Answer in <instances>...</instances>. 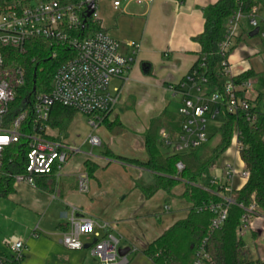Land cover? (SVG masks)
<instances>
[{
  "label": "crops",
  "instance_id": "0c3cea01",
  "mask_svg": "<svg viewBox=\"0 0 264 264\" xmlns=\"http://www.w3.org/2000/svg\"><path fill=\"white\" fill-rule=\"evenodd\" d=\"M21 1L33 4L32 0ZM107 1L113 22L104 24L98 17L103 31L121 43V52L125 56L130 52L127 43L135 42L140 46L126 80L113 79L109 85L110 92H116L118 98L107 122L118 121L122 131L113 134L105 126L101 129L100 125L90 130L88 123L82 122V126L76 128L74 119L77 114L64 134L51 127L53 136H61L70 148L78 149L69 157L61 175L57 179L51 178L53 187L41 191L25 184L13 185L12 192L0 198V230L12 226L16 232L13 235L24 244L18 264H101L90 254L94 242L91 235L81 238L83 247L78 251L66 250L61 245V235L68 230V218L73 209L98 226L106 225L107 228L100 233L118 239L119 249L127 251L128 264H153L142 251L174 223L184 219L190 208V204L181 198L183 190L176 194L181 185L172 190L168 201L161 191L145 199L135 184L149 185L153 175L141 168L114 161L106 153L144 163L148 159L144 133L150 122L162 114L179 120V99L169 87L180 83L198 60L200 47L194 38L203 31L202 10L218 0H153L148 5H137L132 0ZM115 1L120 3L117 8L113 7ZM252 31L246 22L241 23L238 37L227 57L228 77L233 79L251 73L252 89L246 96L250 101L262 96L261 109L258 111L256 108L258 113H262L264 38L258 35L250 37ZM162 131L167 132V127H160L159 138ZM78 132L83 135V140L79 141ZM91 135L99 139L97 147L103 151L80 153L81 146L89 145L87 139ZM220 160L221 174L218 177L222 175L224 163L244 168L239 154L231 147ZM86 161L95 166L90 177L83 167ZM81 174L88 177L86 193H81L78 188V176ZM242 187L241 182L234 180L233 189ZM159 198L165 200L163 206L159 204ZM170 198L174 202L172 208L166 204L171 202ZM166 205L169 210L162 214L161 209ZM250 221L252 227L242 236V240L249 238L250 247L244 243V251L253 260L264 261V212L258 209ZM3 238L5 236L0 237V252L13 261V252L2 244Z\"/></svg>",
  "mask_w": 264,
  "mask_h": 264
},
{
  "label": "built area",
  "instance_id": "2783aa9c",
  "mask_svg": "<svg viewBox=\"0 0 264 264\" xmlns=\"http://www.w3.org/2000/svg\"><path fill=\"white\" fill-rule=\"evenodd\" d=\"M99 0H77L75 3H61L59 0H41L36 3H26L21 0L0 10V179L9 178L13 185L25 184L35 187L36 177H52L57 179L69 157L78 152L70 148L61 136H53L49 125L53 105L72 109L86 116L88 125L94 130L114 110L117 104V94L110 92L109 85L113 79L126 80V75L135 56L139 44L127 43L129 55L121 52V43L111 38L103 31L96 13V3ZM137 5H148L153 0H132ZM251 1L247 6L246 2ZM237 10L227 23L226 35L219 44V55L223 58L222 73L225 82L222 86L224 100L219 93L207 87V79L193 70L180 83L172 85L169 90L178 97L179 129L173 135L162 131L160 138L164 148L172 149L174 154L193 152L208 142L207 125L221 115L224 108L229 114L243 113L250 125H255L258 115L253 112L246 94L251 91L249 80L235 83L228 77L227 55L232 49L240 32L241 23L246 22L251 29H258L257 35L264 38V0H235ZM94 3V11L88 17L99 29L84 38L73 35L86 23L87 7ZM120 5L113 2V7ZM85 20V23L83 21ZM44 39L60 47L75 51V57L63 62L55 71L49 93L34 95L31 100H23L24 109L10 116L11 107L18 99V91L24 86V71L13 66L5 53L13 51L22 56L26 54L27 44L33 39ZM239 133L234 130L230 147L239 154ZM24 144L20 172L4 167V157L7 165H12L11 148L19 143ZM87 143L93 148L100 145L95 136H89ZM229 147V148H230ZM176 171L183 170L181 163L176 164ZM14 169V168H13ZM204 175L201 176L203 178ZM249 174L245 168L238 169L230 163L222 166L221 177L210 179L205 185L216 189L215 194L220 202L209 203L198 208L212 213L209 231L220 228L226 220L228 208L234 204L233 182L237 180L243 185ZM202 188L207 187L201 185ZM78 188L81 193L88 190L86 174L78 176ZM240 190V189H239ZM242 208V205H239ZM166 211L169 208L164 207ZM254 197L244 209L237 235L242 237L250 230L251 215L258 212ZM73 209L68 218V230L61 235V245L69 251L82 249L83 236L91 235L94 243L90 254L101 264H128L125 256H119V241L110 234L102 235L101 230L106 225L98 226L94 221L78 215ZM33 236L37 234L33 233ZM2 244L13 252L12 260L19 262L22 258L24 244L18 237L12 236L3 240ZM0 264H5L0 258ZM193 264H211L210 258L202 247L196 253Z\"/></svg>",
  "mask_w": 264,
  "mask_h": 264
},
{
  "label": "trees",
  "instance_id": "16d2710c",
  "mask_svg": "<svg viewBox=\"0 0 264 264\" xmlns=\"http://www.w3.org/2000/svg\"><path fill=\"white\" fill-rule=\"evenodd\" d=\"M14 1L17 0H0V10ZM59 1L69 4L77 0ZM251 3V1L246 2L247 6ZM237 8L235 0H218L214 5L205 7L202 10L203 31L194 38L200 47V53L190 72L196 70L202 74L207 79V87L211 91L218 92L221 101L224 100L222 86L225 78L222 73L223 58L219 55L218 46L224 40L228 20ZM98 29L99 27L92 23L91 18H87L84 28H80L73 35L81 39ZM5 55L13 66L20 67L24 71L25 83L18 91V99L11 107L10 116L12 117L17 111L25 108L23 100L28 101L34 95L49 93L56 69L66 60L75 57L76 53L53 42L36 38L27 44L25 55L19 56L13 51H7ZM250 76L251 73H244L233 78V81L240 83L249 80ZM261 102V95L251 101L254 106L253 112H256L255 109ZM256 113L258 120L255 125H250L243 113L229 114L222 108L219 117L222 119V124L216 130L218 141L213 148L208 149L203 145L190 153L170 155H164L161 152L163 145L158 131L160 127L165 126L167 127L166 133L173 135L179 129V120L176 121L171 116L167 118L165 114H162L150 122L149 128L144 133V148L148 157L146 162L140 163L106 153L114 161L141 168L153 175L151 184H135V188L145 199L161 191L166 194V201H168L174 188L179 185L184 187L181 198L190 204L186 217L174 223L142 251L153 264H193L200 247L210 258L211 264H264V261L253 260L247 255L244 251V242L237 235L241 217L245 214L244 209L248 207L251 196L254 197L256 206L264 212V112ZM75 114L77 112L72 109L53 105L49 125L64 134ZM103 125L113 134L122 131V126L118 121L107 122V117L103 120ZM234 130L239 133V157L249 177L240 190L233 192L234 204L229 206L223 225L210 232L209 226L213 215L207 210L198 211V208L209 203L220 202L221 198L215 194L216 189L205 184L207 189H204L198 182L206 169L214 167L230 147ZM10 152L13 158L12 167L9 169L10 166L7 165V158L10 154L4 157V167L20 172L21 168L17 166L22 164L24 144L21 142L13 146ZM177 163L183 166L180 173L176 171ZM83 167L88 177L95 170V166L88 161L83 164ZM51 178L36 177L35 187L41 191L50 190L54 185V178ZM12 186L11 179L1 178L0 198L9 195L12 192ZM239 205H242V208ZM0 258L5 264H18L2 256V252H0Z\"/></svg>",
  "mask_w": 264,
  "mask_h": 264
},
{
  "label": "rangeland",
  "instance_id": "374dc122",
  "mask_svg": "<svg viewBox=\"0 0 264 264\" xmlns=\"http://www.w3.org/2000/svg\"><path fill=\"white\" fill-rule=\"evenodd\" d=\"M31 2L34 3L35 1L32 0ZM107 4H108L107 0H100V1H97L96 6H95L97 15H98L99 18L103 19L104 24L106 22H109V24L113 22V18L111 17L112 16L111 15L112 12H111V10L107 9ZM259 106L260 105L257 106L258 111L261 109V107H259ZM87 119L88 118L86 116H83V115L77 113V115H76V117L74 119V125L76 126V128H78V126H79V128L82 126L81 122L83 124L87 125ZM221 124H222V119L221 118H217L214 122L208 123V125H207V135H208L209 140L205 144L206 148L211 149V148H213L216 145V143L218 141V138H217V135H216V130ZM103 126L104 125L101 124L99 127H101V129H103ZM88 128L90 130H92V128L90 126H88ZM79 132L77 133V136H79V141H80V140H83V135L81 133H79ZM114 146L116 147V145H113V147ZM90 151L94 154V153H98V152L103 151V150L101 148H98V147L91 149L90 146L87 145V144H85V145L80 147V153H82V154H86V153L88 154ZM161 152L164 155H170V154H172V149H166L164 147H161ZM220 162H221V160L219 159L214 167L206 169V171L203 173L204 177L201 178L199 180V182H198L199 185L206 184L210 179L216 178V177H218L221 174ZM183 188H184L183 185H181V187H179L176 190V192H177L176 194L180 193V192H178L179 190H181V192H182ZM157 200H159V204L161 206H163L165 204V200H163V198H159ZM172 200L173 199L170 198L171 202L166 203L171 208H172V204H174V202ZM161 213L162 214L166 213V210L163 207L161 209ZM0 234H1L0 237L5 236V238L2 239V241H3L6 238L9 239L12 236H15L13 234H16V232L14 231V228L12 226H9V227H7V229L0 230ZM240 238L242 239V237H240ZM243 242L246 245H248V247H250V240H249L248 237H244L243 238ZM250 252H252L251 249H250Z\"/></svg>",
  "mask_w": 264,
  "mask_h": 264
},
{
  "label": "water",
  "instance_id": "95a60500",
  "mask_svg": "<svg viewBox=\"0 0 264 264\" xmlns=\"http://www.w3.org/2000/svg\"><path fill=\"white\" fill-rule=\"evenodd\" d=\"M87 9H88V12H87V14H86V18H88L91 14H92V12L94 11V3H91L88 7H87ZM83 23H85V20L83 21ZM257 33H258V29H254L252 32H250L249 33V36L250 37H253V36H256L257 35ZM33 91H34V89H33ZM94 243V242H93ZM88 246H90V245H88ZM127 251L126 250H121V249H119V251H118V255L119 256H125L127 253H126Z\"/></svg>",
  "mask_w": 264,
  "mask_h": 264
}]
</instances>
